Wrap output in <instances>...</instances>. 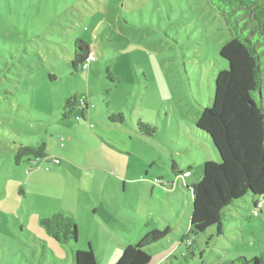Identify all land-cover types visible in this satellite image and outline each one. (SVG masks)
Listing matches in <instances>:
<instances>
[{
  "label": "rangeland",
  "instance_id": "374dc122",
  "mask_svg": "<svg viewBox=\"0 0 264 264\" xmlns=\"http://www.w3.org/2000/svg\"><path fill=\"white\" fill-rule=\"evenodd\" d=\"M230 37L210 0H0V186L8 191L0 204V264H75L74 250L89 245L98 264H114L119 237L137 242L167 227L170 235L147 249L149 264L165 256L162 264H224L260 255L264 196L258 207L251 194L232 202L221 226L189 230L192 193L185 184L197 183L205 161L217 159L195 124L212 103L217 73L228 68L220 50ZM78 38L96 56L87 69L72 64ZM75 95L89 108L63 120L65 100ZM110 112H123L126 122L110 123ZM139 118L156 134L138 140ZM43 142L64 166L92 161L94 146L104 147L111 165L94 174L73 167L66 173L46 159L31 170L27 163L6 167L11 147ZM139 164L148 171L144 187L125 189L123 168ZM188 166L184 182L178 173ZM60 208L77 223L70 245L40 222Z\"/></svg>",
  "mask_w": 264,
  "mask_h": 264
},
{
  "label": "trees",
  "instance_id": "16d2710c",
  "mask_svg": "<svg viewBox=\"0 0 264 264\" xmlns=\"http://www.w3.org/2000/svg\"><path fill=\"white\" fill-rule=\"evenodd\" d=\"M210 1L224 15L231 37L220 50L228 68L217 73L212 103L203 108L195 124V133L211 141L217 159L205 161L203 176L197 183L185 184L192 193L189 230L193 234L221 226L224 208L235 200L251 194L258 207L264 196V0ZM76 48L72 64L75 69H85L87 56L94 52L79 38ZM79 106L82 112L89 108L76 95L66 99L62 119L68 120ZM106 119L111 123L126 122L123 112L107 113ZM136 128L146 136L157 132L155 125L140 118ZM46 157L45 142L19 144L14 155L17 164L27 163L31 169H35L37 158ZM40 222L58 242H77V223L72 216L59 211L43 216ZM170 233L168 227L148 231L137 243L126 246L114 264H149L147 249ZM73 256L75 264H98L91 245L74 250ZM224 264H264V250L251 259L239 256Z\"/></svg>",
  "mask_w": 264,
  "mask_h": 264
},
{
  "label": "crops",
  "instance_id": "0c3cea01",
  "mask_svg": "<svg viewBox=\"0 0 264 264\" xmlns=\"http://www.w3.org/2000/svg\"><path fill=\"white\" fill-rule=\"evenodd\" d=\"M86 112H82L81 113L83 117L85 116V113ZM136 130H137V128H136ZM137 132H138V135L136 134V138L138 140H140L141 139V135H144V134H141L138 130H137ZM129 137H130L129 138V141H132V136H129ZM61 145L63 146V143ZM17 148H18L17 145H15V147H11V154L8 157L9 159H8L7 166H6L7 168L12 169L14 167V164L16 163L15 162L14 155H15V153L17 151ZM127 150H129L128 155H131V156H136V155H138L140 153V150H136V149H132V148H129ZM65 156H66V154H65ZM138 157H139L140 161H143L144 164L147 163L145 158H143V157L141 158L139 155H138ZM46 158L47 159L59 158L61 160V164L60 165H57V166H54V168H59L61 166H64L63 159H61L59 156H55V155L49 156L48 150H47V157ZM67 163H68V165L64 166V171L66 173L68 171H70L69 169L71 167L76 168V169H81L83 171H85V170L91 171V172H93V174H94V171H96V170L98 171V172L96 171L97 173H99V172L106 173L107 167L109 165H111L109 163V160H107L105 158V149H104L103 146L102 147L101 146H94V159L92 161H89L87 163L86 162H80V164H76L75 162H72V161L69 160ZM173 165L174 166H173L172 170H173V172L176 173V170L179 169V166L175 163V161H173ZM187 169H190L191 172H192V166H188ZM45 170L48 171L51 174L55 173V174H60L61 175V174L64 173V171H62L61 169H55L54 170L53 168H51V169H48V170L45 169ZM52 170H54V172ZM181 172H183V171H179L178 175ZM147 173H148V171L146 170V168L144 166L141 167V164H139V166H134L133 167V170H131V171H130V169L128 167L125 166V168H123V174H121V178L120 179H121V182L123 183L125 189H126L127 185H137L138 184V185L144 187L145 184L143 182L145 180V177H146ZM3 176H4V173H0V182H3L4 179L1 178ZM7 182H8V180H7ZM187 185H189V184H187ZM0 188L3 190L2 193H0L1 194L0 195V204H1L4 200H7V192L8 191H7V187L4 186V183L0 186ZM89 198H91V197L89 196ZM91 208L94 211V216H96L98 214V211H99V204L94 201V204H92ZM59 211L65 213L62 208H60V210H58L56 212H59ZM45 216H47V215H45ZM71 216L74 218V215H71ZM141 235L143 236L144 235V232H142ZM123 236H125V235H123ZM142 236H140V237H142ZM117 242H118V254L116 253L115 256H116V259L117 258L119 259V257L121 256V253H122L123 249L126 246H128L129 244L137 243L138 241L137 242H134L133 240H130L126 236L125 239L119 237V239L117 240ZM165 257H163L160 260H158V263L157 264H162L163 259ZM108 262H110V261H108Z\"/></svg>",
  "mask_w": 264,
  "mask_h": 264
},
{
  "label": "built area",
  "instance_id": "2783aa9c",
  "mask_svg": "<svg viewBox=\"0 0 264 264\" xmlns=\"http://www.w3.org/2000/svg\"><path fill=\"white\" fill-rule=\"evenodd\" d=\"M95 61H96L95 53L89 54L87 56L85 62H84V68L85 69L89 68L90 64L93 63V62H95ZM85 101H86L85 99H80V102H81L82 105L85 103ZM41 159H46V162L47 163H52L54 165H60L61 164V160L59 158H51V159H47V158H37L35 160V162H34L35 168L37 167L38 162ZM46 169L48 170L49 167H46ZM30 170H31V168H30ZM190 175H191V170L190 169H187V170H185V171H183V172L180 173V177L183 179L184 182H185V180L187 178L190 177ZM158 181L160 182V180H158Z\"/></svg>",
  "mask_w": 264,
  "mask_h": 264
}]
</instances>
